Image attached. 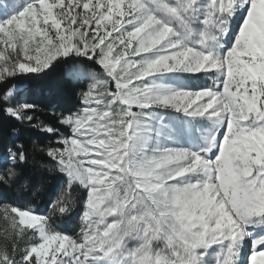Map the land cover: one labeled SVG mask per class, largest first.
Returning <instances> with one entry per match:
<instances>
[{
	"label": "snow or ice",
	"instance_id": "snow-or-ice-1",
	"mask_svg": "<svg viewBox=\"0 0 264 264\" xmlns=\"http://www.w3.org/2000/svg\"><path fill=\"white\" fill-rule=\"evenodd\" d=\"M57 65L67 134L12 103ZM50 176L49 215L22 207ZM0 214V264H264V0H7ZM76 214L73 235L50 223Z\"/></svg>",
	"mask_w": 264,
	"mask_h": 264
},
{
	"label": "trees",
	"instance_id": "trees-1",
	"mask_svg": "<svg viewBox=\"0 0 264 264\" xmlns=\"http://www.w3.org/2000/svg\"><path fill=\"white\" fill-rule=\"evenodd\" d=\"M26 83L31 85L32 87V95L27 97L26 99H19L20 103H32L35 102L40 107V111L35 113V116L38 118V121H42L44 123H51L54 126L58 127V133H68V129L63 126L56 125V120L53 116L50 115L48 111V106L51 103H58L64 108L72 107L73 105L80 106V101L78 97L72 94V85L66 82L63 78L62 74V66L57 65L51 72L39 77V78H29ZM209 79H207V86H211L209 83ZM199 82V81H197ZM201 82L205 83L204 80ZM110 89H114V84L110 86ZM103 90V89H101ZM13 105L15 100L12 101ZM75 110V109H73ZM59 111V110H58ZM13 123H16L13 121ZM22 139L29 140L30 138H37L40 144H47L49 139L55 141L58 137L53 136L49 137L47 135H42L39 133H26L21 130ZM51 146H55L54 144ZM39 159V157H38ZM58 189V184L54 176H50L47 183V192L43 196H38L34 200L30 197L28 198V204L23 205L22 207H32L34 211L38 213L45 212L46 215H49V205L51 201L55 199L56 193ZM82 193L74 191L72 193L73 198L78 197ZM53 229L56 231H60L62 233L73 235L74 233L79 232V216L76 214L72 219H68L66 217H61L59 215H55L50 222ZM11 225L10 221H6L3 218V215L0 214V247H7L9 250L11 249V244L13 239L11 237ZM31 235V233H29ZM28 238L26 237L23 241H16L19 244V247L23 249L26 246Z\"/></svg>",
	"mask_w": 264,
	"mask_h": 264
},
{
	"label": "rangeland",
	"instance_id": "rangeland-1",
	"mask_svg": "<svg viewBox=\"0 0 264 264\" xmlns=\"http://www.w3.org/2000/svg\"><path fill=\"white\" fill-rule=\"evenodd\" d=\"M7 3V0H0V6H2V5H5ZM28 80H30V79H28ZM27 80V81H28ZM27 81H25V83L27 82ZM27 84V83H26ZM14 100H15V103H14V105L18 102V100L20 99V98H18V97H14L13 98Z\"/></svg>",
	"mask_w": 264,
	"mask_h": 264
}]
</instances>
